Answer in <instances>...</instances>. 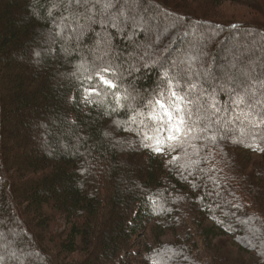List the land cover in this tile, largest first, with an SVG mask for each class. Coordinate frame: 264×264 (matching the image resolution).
Segmentation results:
<instances>
[{
	"label": "trees",
	"instance_id": "trees-1",
	"mask_svg": "<svg viewBox=\"0 0 264 264\" xmlns=\"http://www.w3.org/2000/svg\"><path fill=\"white\" fill-rule=\"evenodd\" d=\"M182 1L0 0V264H264V124L240 109L219 124L195 111L213 92L228 105L222 85L251 79L264 92V17L224 25ZM208 1L264 16V0ZM153 18L179 29L147 60L150 33L137 25ZM257 40L255 55L239 45ZM226 44L250 57L236 79L221 74ZM8 64L19 73L2 75ZM166 79L193 101L174 141L154 103L170 95L159 96ZM35 123L43 147L13 156L6 125L31 139Z\"/></svg>",
	"mask_w": 264,
	"mask_h": 264
},
{
	"label": "rangeland",
	"instance_id": "rangeland-1",
	"mask_svg": "<svg viewBox=\"0 0 264 264\" xmlns=\"http://www.w3.org/2000/svg\"><path fill=\"white\" fill-rule=\"evenodd\" d=\"M171 1H173V8L176 7V0H175V3H174V0H171ZM207 1L208 0H183L181 5H185L186 7H188V10L192 9V10L196 11V15H197L196 18L199 20H208V21L214 20V22L216 21L219 24H224V25L225 24H229V25L241 24L243 22L249 23L254 18L262 19L264 17V16H261L259 14V12H260L259 10H258V12L253 11L252 9H249L246 6L239 5L237 3L226 2V3H223L221 5H215V4L212 5L209 1L208 2ZM0 9H3V8L0 7ZM176 9H178V8H176ZM180 11H182V10H180ZM187 11L184 10L182 12H187ZM187 13H189V12H187ZM13 16L17 17L16 12L13 13ZM121 18H123L121 27L126 26V24L129 25V23H130L129 19H131L130 16H127V17L121 16ZM158 21L159 20H155V18H153V20H151V21L145 20L142 24L138 23V25H137V27H140V25H141L143 28V30L137 29L138 32L144 31L146 34L150 33V37H149L150 42L148 43L147 48H145L146 51L144 52L145 53L144 54L145 59H147V60H149V59L152 60V57H156L158 52H159V47L161 48L163 45L169 44V40L172 37L174 38L178 33V31H177L179 29L178 27H177V30L173 31V30L169 29L168 24H167V26L165 25V22H163V24H161V23L159 24ZM172 25H174V24H172ZM72 29L75 31V34L73 35V37L74 38L77 37V38L81 39L83 36L82 30L77 31L74 28H72ZM195 33H197V30ZM195 33H193V35H195ZM215 35H216V33H213V32L210 33V35H209L210 39L208 40V42H210L213 39V37H214V39L216 37H218V39H217V41H218L221 33L218 35V32H217L218 36L216 35V37H215ZM246 36L247 35H243V37H246ZM254 39L256 40L257 38L254 37L253 40ZM208 42H206L205 40L197 42L196 48L198 49L199 47H201V45H206V43L208 45ZM239 43H240L239 44L240 46L243 44L241 41H239ZM150 44L152 46H150ZM138 46H140V45H138ZM140 47L143 48L144 45H141ZM150 47H152V48L149 49ZM225 47H226V49L224 52L225 54L223 56V64L226 66V70L222 69L223 71H221V74H225L226 76H229L227 78V80H230L229 78H235V76H237L239 74V69L241 68V64H243V62H245V61L250 60V57L247 59L246 57L243 58L241 56L239 57L238 55H236V53H238L237 52L238 47L235 46V44H230L228 46L226 44ZM246 48H247L246 50L248 52L252 53V55H255L254 51L258 52L257 48H259L258 40H257V42L256 41L252 42L250 46L246 45ZM149 55H151V56H149ZM257 56H259V55H257ZM190 61L188 59H186V61H184V62H186V64H187ZM22 64H24V62H22ZM3 67L4 68H3L2 75L12 76L13 74L19 73V70H18L19 66L16 64H8V66L3 65ZM215 69H216V67H215ZM209 70H210L209 63L206 65V67L202 68L203 72H208ZM208 73H210V72H208ZM202 75L203 74H199V77H201ZM191 89L195 94H197L196 91L194 90V88L191 87ZM196 90L198 92H200L199 89H196ZM255 90L261 92V91H263V87L256 86ZM13 91H16V90H13ZM132 98H134V97H132ZM202 103L203 102L201 101L199 104H202ZM195 111H197V108ZM242 118H243L242 121H248V118H246V117H242ZM6 129H4L5 131H3L4 135L7 131V135L9 137H10V135L13 136V137H10V138H12V141H10V142H11V146H12L11 151L13 152V156H19L20 157L22 155H27V154H30V152L33 151L35 148H38L40 146L43 147V145L41 144L42 142L38 141L39 134H41L40 133L41 128L38 127L37 123H35V128L33 129L35 135H33L34 136L33 138L31 136V139H28L27 132L24 131V130H26V128L21 127V124H19V126L16 130V133L12 132L14 130H11L8 125H6ZM35 144H37L38 146L35 147ZM13 239L17 243H19V241H20V239L17 238L15 235H13ZM0 245H4V243L2 242L1 239H0ZM5 246H7L9 252H11L10 251V250H12L11 249V247H12L11 242L6 240ZM12 262L13 263L16 262V263L21 264L20 261L18 262L17 260H13V259H12ZM30 262H31V264H38L37 262L33 261V259H31Z\"/></svg>",
	"mask_w": 264,
	"mask_h": 264
},
{
	"label": "snow or ice",
	"instance_id": "snow-or-ice-1",
	"mask_svg": "<svg viewBox=\"0 0 264 264\" xmlns=\"http://www.w3.org/2000/svg\"><path fill=\"white\" fill-rule=\"evenodd\" d=\"M73 2L79 5L82 3V0H73ZM110 3L111 0H106L104 7H107ZM241 47L246 48V44H242ZM36 55H39V53H36ZM108 72V67H101L97 73V79L104 86L116 89L117 85L103 75V73ZM165 75L167 77V73ZM164 83L166 84V89L165 91L160 92L159 96L166 97V93H170V95L164 99H155L154 103L163 111V115L158 118L164 121L167 125H170V128H168L170 134L167 136V139L174 141L179 138L177 135L178 133L183 135L184 131L189 130L188 119H186V116L190 117L192 111L191 108L186 110V105H191L193 101L173 89L170 80L166 79ZM195 87L196 85H192V88ZM255 87L256 86L252 83L251 79L242 84L239 88L236 86L226 87L222 85L219 91L227 94L230 103L222 107L220 100L217 98L219 93L213 92L211 95L207 96L202 104L197 105V121L204 119L219 124L221 122L219 117L222 111L227 114L231 110L240 109L241 114L248 118L249 124L253 127H255L257 123L264 124V99L261 98L264 96V92L258 95ZM89 91L93 94L96 93L95 88H90ZM78 102L79 97L77 98V103ZM245 108L249 110L247 113H244L243 111ZM257 108H260L261 110L257 112ZM238 118L239 117H237V119ZM173 147H175V145H173ZM156 150L157 152L162 151L159 147Z\"/></svg>",
	"mask_w": 264,
	"mask_h": 264
}]
</instances>
